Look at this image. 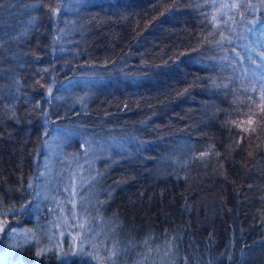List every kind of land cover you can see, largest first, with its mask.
Listing matches in <instances>:
<instances>
[{
    "label": "trees",
    "instance_id": "16d2710c",
    "mask_svg": "<svg viewBox=\"0 0 264 264\" xmlns=\"http://www.w3.org/2000/svg\"><path fill=\"white\" fill-rule=\"evenodd\" d=\"M55 127L68 154L97 144L90 187L131 258L264 264V0H0L10 225Z\"/></svg>",
    "mask_w": 264,
    "mask_h": 264
},
{
    "label": "rangeland",
    "instance_id": "374dc122",
    "mask_svg": "<svg viewBox=\"0 0 264 264\" xmlns=\"http://www.w3.org/2000/svg\"><path fill=\"white\" fill-rule=\"evenodd\" d=\"M71 137L55 127L46 139L31 183L30 225L20 220L10 225L0 215V264H47L50 253L56 264H172L170 254L165 258L145 248L131 258L128 247H116L89 183L97 144L82 143L81 153L68 154L62 143ZM27 246L31 261L22 257Z\"/></svg>",
    "mask_w": 264,
    "mask_h": 264
}]
</instances>
